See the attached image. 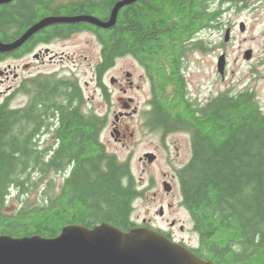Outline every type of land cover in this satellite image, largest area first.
Segmentation results:
<instances>
[{"label": "trees", "instance_id": "obj_1", "mask_svg": "<svg viewBox=\"0 0 264 264\" xmlns=\"http://www.w3.org/2000/svg\"><path fill=\"white\" fill-rule=\"evenodd\" d=\"M121 1L13 0L0 6V41L13 43L49 17L93 16L107 22ZM207 1L138 0L120 10L110 29L59 23L27 42L46 31L51 37L54 29L70 32L81 25L99 31L107 49H147L153 39L172 48L186 38L193 13L204 17ZM213 1L220 4V20L225 4L251 0ZM165 90L149 120L153 127L190 126L192 157L178 176L182 205L201 243L194 254L216 264H264V104L254 90L231 88L194 111L182 90ZM25 94L30 97L25 107L0 110V236L55 238L68 225L93 229L102 223L124 232L134 229L140 193L132 169L101 143L105 120L82 110L87 106L78 80L41 74L27 81ZM44 128L53 130L57 141L49 148L40 144ZM57 175H63L59 184ZM36 189L41 191L31 201ZM14 194L20 205L9 213Z\"/></svg>", "mask_w": 264, "mask_h": 264}, {"label": "flooded vegetation", "instance_id": "obj_2", "mask_svg": "<svg viewBox=\"0 0 264 264\" xmlns=\"http://www.w3.org/2000/svg\"><path fill=\"white\" fill-rule=\"evenodd\" d=\"M213 2V0L205 2L204 17L202 15L194 16L195 13L191 15L192 21L189 23L186 38L178 39V42L176 41L172 48H165L162 39H153L150 41V46L147 49H137L126 53L121 50H111L105 47L99 31H96L93 27L80 25L77 28H71L70 32H67L70 29L67 27H63L61 33L57 29H54V32H52L54 36L51 37H49L51 35L50 31H46L40 37L27 42L20 49L12 53L0 54V110L3 108L17 110L28 104L30 97L25 94L27 81L38 75L47 74H33L31 69L34 68V63H64L67 60L73 59L70 54L65 52L57 53L51 50L50 47L53 43L55 45L58 42H68L80 36L92 37L96 45L99 46V53L95 58L96 61L91 65L94 75L93 80L106 105L111 106L109 113L105 115L93 111L99 117H102L106 123L101 132V143L105 145L111 155L116 156L123 163H128L132 169L136 159L133 151L136 133L131 129L129 121L140 116L143 120L145 133L154 140H158L155 150L148 151L138 158V162L143 166V171L147 172L161 158H164V162L170 168L169 172L163 174L161 183L163 189L153 193L152 200L175 194H180L181 199L178 174L189 163L192 157V133L189 129L190 126L172 125L166 128L153 127L149 117L154 113L156 105L160 103L161 90L163 89H166L165 91L168 94H173L177 88L182 90L185 100L190 103L191 109L194 111L202 109L219 96L218 91L212 89L213 79L211 70L214 68L215 71H219L218 65L220 59L218 44L217 42L213 44V35L218 29V8H214ZM228 29L231 30L232 28ZM160 35L158 33V36ZM47 49H50L49 53H46ZM211 54H213V62L207 59ZM31 59H33V64L30 61ZM122 61L129 63V66L133 70H123L121 67V70H118L119 74L110 76L113 71H117ZM26 72L29 73L26 75ZM54 74L57 77L69 78L72 76L76 78L83 93L85 103L88 104L84 86L77 74H62L59 72H54ZM225 74L223 77H225ZM217 79V74H214V80ZM145 89H148V99L146 106L141 107V103L139 102L141 99L138 93H144ZM132 93L134 94L132 95ZM22 95L27 96L28 101L24 104L16 105L17 98ZM114 100L117 102L118 108L113 111ZM83 109L87 113L90 112L84 106L82 107ZM112 112L114 113V120L111 123V141L117 146L124 148V150L130 151L126 158H122L117 150H110L112 142H105L103 138L104 133L108 129L109 115ZM52 132L53 130L49 128H44L40 132L44 134L40 138V144H44L46 148H49L52 143H57L55 135L53 141ZM188 151L191 156H188ZM147 155H151V158ZM132 173L134 184L140 193L135 203L139 200H150L147 194L155 189V185H157L156 181L153 177H150L147 182L140 183L133 170ZM141 180L144 179L141 178ZM180 205L185 208L182 202H180ZM174 207L173 203H167L165 206L161 205L159 216L163 219L166 211ZM190 217L194 228L191 214ZM134 222L135 228L155 230L196 255L200 252L201 243L199 237L197 246L190 245L185 239L179 237L176 230L178 224L182 233L187 228L181 222L172 220L168 226L152 219H144L140 223L135 220Z\"/></svg>", "mask_w": 264, "mask_h": 264}, {"label": "rangeland", "instance_id": "obj_3", "mask_svg": "<svg viewBox=\"0 0 264 264\" xmlns=\"http://www.w3.org/2000/svg\"><path fill=\"white\" fill-rule=\"evenodd\" d=\"M214 8H219L220 4L217 1L213 2ZM245 24V31L241 30V24ZM228 28H232L231 38L228 42L225 41V35ZM214 33V32H213ZM218 44L219 57L226 54L227 67L226 74L223 77L219 71H215L212 68V89L217 90L220 94L231 88H236L239 91L250 89L256 91L258 100L264 104V0H251L249 5L238 3H227L223 6V14L218 20V29L213 35V44ZM51 50L61 53L65 52L70 54L73 59L67 60L64 63L47 62L45 64L34 63L31 59V63L34 68L31 69L33 74L47 73L51 74L59 72L62 74L74 73L80 78L85 95L88 99L86 104L88 110H92L101 115L108 114L111 106H107L104 99H102L99 90L96 88V83L93 80L94 75L92 66L95 63V58L99 53V46L96 45L92 37L80 36L73 38L68 42H58L51 45ZM248 50L253 51V58L250 61L245 59V53ZM213 62V54L207 58ZM117 71H113V74H119L118 70H130L133 69L129 66V63L121 62ZM213 66V63H212ZM29 72H26L27 75ZM214 74H217V80H214ZM109 82V79H108ZM88 83V85H87ZM87 85V86H86ZM194 91V90H193ZM148 89L144 90V93H138L140 97L141 107L146 106L148 99ZM134 93H132L133 95ZM28 101L27 96H20L17 98L15 104L20 105ZM113 111L118 108L117 102L114 100ZM114 120V113L109 115L108 129L104 133V141H111V123ZM131 129L136 133V141L133 151L136 159L132 166V170L136 177H138L140 183L147 182L150 177H153L157 185L155 189L148 192L150 200H139L135 203V211L133 213V219L140 223L144 219H152L158 223L168 226L172 220L181 222L186 225L185 231L182 233L178 227L176 228L179 237L185 239L190 245L197 246L198 235L194 231L193 222L189 212L180 205L182 197L180 194L172 196H162L157 200H152L153 193L161 191L163 174L170 171L168 165L164 162V158H161L151 169L147 172L143 171V166L138 162L139 156L142 154L155 150L158 140H154L151 136L145 133L143 127V120L141 117L129 121ZM145 136V137H144ZM112 142L110 150H117L122 158H126L129 154V150L117 146ZM188 156H191L188 151ZM56 180L60 183L63 175H57ZM143 178L144 180H141ZM41 189H36L30 195L31 201L36 200ZM16 194L9 200L7 211L9 213L14 212L20 205V202L16 199ZM27 198V195L22 197V200ZM167 203H173L174 208L167 210L165 217L162 219L159 216L160 206H165Z\"/></svg>", "mask_w": 264, "mask_h": 264}, {"label": "water", "instance_id": "obj_4", "mask_svg": "<svg viewBox=\"0 0 264 264\" xmlns=\"http://www.w3.org/2000/svg\"><path fill=\"white\" fill-rule=\"evenodd\" d=\"M13 0H0V6ZM138 0L119 2L109 21L102 22L93 16L49 17L33 26L13 43L0 41V53L19 49L32 36L53 24L87 22L99 28L115 26L120 10ZM245 31V24H241ZM231 38L228 29L225 41ZM50 49L46 50L49 53ZM253 51L245 53L250 61ZM227 65L225 54L220 56L218 70L224 76ZM151 158V155H147ZM0 264H216L196 256L184 246L172 242L162 233L147 228H134L124 232L102 223L93 229L82 225H68L55 238L39 235L14 238L0 236Z\"/></svg>", "mask_w": 264, "mask_h": 264}]
</instances>
